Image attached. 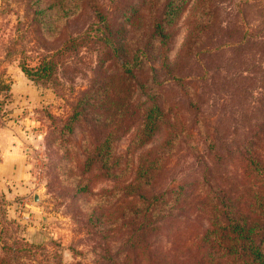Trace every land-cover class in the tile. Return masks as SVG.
I'll return each instance as SVG.
<instances>
[{"label": "rangeland", "instance_id": "1", "mask_svg": "<svg viewBox=\"0 0 264 264\" xmlns=\"http://www.w3.org/2000/svg\"><path fill=\"white\" fill-rule=\"evenodd\" d=\"M31 1L0 0V264L189 261L196 235L206 225L194 210L142 223L134 222L133 214L120 216L135 198L122 187L133 179L142 154L163 140L164 130L137 148L132 146L134 127L113 134V152H130L129 170L122 176L116 167L106 172L89 159L116 116L75 124L68 131L64 124L94 82L103 89L120 86L115 36L134 52L146 50L149 22L158 19L164 0H79L81 15L58 39L54 27L40 31ZM103 16L110 23L102 24ZM172 18L163 53L146 50L141 74L126 84L125 105L132 110L156 101L152 94L147 99L140 85L149 78L148 90L153 80L160 106L177 109L196 145V151L180 146L164 158L156 190L193 188L201 177L205 152H214L215 146L198 136L200 118L217 152L231 156L234 145L260 122L264 104V0H185ZM120 24L124 33L115 29ZM69 33L81 35L78 46L71 39L65 42ZM188 38L196 46L181 56ZM45 61L47 77L28 76L21 68L35 69ZM114 103L108 102L110 110ZM102 107L107 106L90 103L87 110L98 113ZM229 156L214 168L236 179L242 164Z\"/></svg>", "mask_w": 264, "mask_h": 264}, {"label": "trees", "instance_id": "2", "mask_svg": "<svg viewBox=\"0 0 264 264\" xmlns=\"http://www.w3.org/2000/svg\"><path fill=\"white\" fill-rule=\"evenodd\" d=\"M184 2L185 0H164L160 8L161 12L157 15L158 19L149 22L150 34L144 41L146 50L157 55L163 53L165 39L169 35L168 29L173 20L172 16ZM30 5L33 19L37 21L40 31L49 32L54 27L53 34L56 39L64 35L68 22L79 17L82 11L79 0H33L29 3ZM199 6L201 18H203L205 15L204 2L201 1ZM100 21L103 22L102 24L110 23L105 16ZM115 29L117 32L124 33L122 24ZM79 35L73 37L69 33L65 42L71 39V45L77 42L75 46H78V41L81 39ZM120 40L115 36V42L118 45L115 47L120 52L116 81L121 80L120 86L103 89L100 81L94 82L82 93L83 98L64 123L68 131L72 130L75 124L88 122V120L92 123H102L107 116L109 120L111 116H116L114 126L110 125L107 133L97 139V143L89 153V159L98 162L106 172L116 167L115 170L122 172V176H124L123 171L129 170L130 152L126 150L117 155L113 152L115 138L113 134L117 131L124 133L134 127L132 146L137 148L142 147L149 140H154L157 133L164 130L163 140L154 145L151 153L148 149L145 151L146 155L145 152L142 154L144 160H139L133 179L122 187H129V193L135 198L133 204L125 206L120 216L124 219L126 213L133 214L131 217L134 222L142 223L143 220L164 219L165 221L176 214L183 213L187 210L186 208L188 211L194 210L195 213L201 215L206 225L196 235L194 257L189 258V261L170 260L167 264H264V104L260 122L255 123L254 127L249 129V134L241 143L234 145L235 152L231 156L226 152V154L217 152V143L214 138L211 140L209 135H206L203 129L205 122L200 118L198 136H203L204 140H208L210 148L215 146L214 152H205L206 163L202 168L201 177L193 188L174 185L156 190L155 186L160 176L162 177L164 158L171 156L170 154L180 146L191 153L196 149V145L194 141L192 143L190 138L192 134L184 125V120L181 121L177 109L160 106L159 96H157L160 92L156 89L153 80L149 81L148 90L146 83L149 78H146L140 85L147 99H150L149 94H152L156 97V101L152 100L142 106L138 105L132 110L127 108L125 105L126 84L141 74L144 67L143 57L147 54L142 47L141 51L134 52ZM193 41V38L187 39L181 56L196 46ZM40 64L35 69L23 64L21 68L28 76H34L37 79L49 76L51 73H47L48 61ZM124 66H132V69H126ZM172 67L173 65L168 69ZM152 78L154 77L150 79ZM6 88L7 85H3V89ZM111 100L115 103L113 109L110 110L107 104ZM96 102L104 103L107 107L100 108L102 111H95L98 113L87 110L90 103L93 105ZM61 131L64 133V128ZM228 156L231 159L239 157L242 164L236 179H231L228 174L224 172L221 174L214 168ZM99 215L101 217L104 213L100 212ZM95 221L102 222V219L96 216ZM96 222L95 225L99 226L100 224ZM124 224L123 221L121 225ZM149 231V227L143 229L138 239L145 237Z\"/></svg>", "mask_w": 264, "mask_h": 264}]
</instances>
